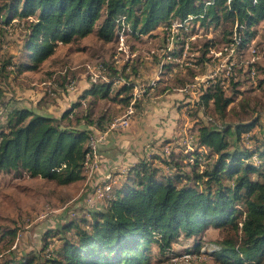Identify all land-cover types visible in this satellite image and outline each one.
<instances>
[{
	"label": "trees",
	"instance_id": "16d2710c",
	"mask_svg": "<svg viewBox=\"0 0 264 264\" xmlns=\"http://www.w3.org/2000/svg\"><path fill=\"white\" fill-rule=\"evenodd\" d=\"M122 17L135 36L151 35L160 23L171 27L190 18V22L215 29L229 23L234 30L228 33L232 37L237 34L239 39L234 37L229 42L238 48L254 40L252 29L264 21V0H1V32L9 33L6 27L18 18L17 24H22L26 36L19 62L4 63L1 72L8 68L16 74L35 70L53 56L59 41L71 43L92 32L112 42ZM248 69L252 74L254 68ZM111 74L112 81L116 76ZM74 81L68 82L66 89ZM235 81H208L196 103L198 115L202 107H212L219 120L225 121L234 103V96L227 94L229 85H240ZM90 82L84 97H111L114 82ZM122 92L127 94L123 103L129 106L134 98L132 87L124 84L115 96ZM2 100L0 89V109L4 107ZM79 105L80 101L71 105L58 118L26 106L11 107L8 113L4 109L0 172H27L32 178L41 177L59 186L85 180L91 135L103 132L107 122L103 117L94 120L89 110L77 115ZM139 105H133L137 111ZM205 118V123L197 127L198 135L193 136V147L203 148L204 153L177 156L172 150L182 141L175 146L166 142L160 154L169 150L163 159H142L111 186L105 197L97 200L94 195V201L88 202L86 190L80 198L85 215L78 218L73 212L71 222L57 229L72 234L63 238L47 259L54 264H149L151 246H155L157 256L170 260L172 246L183 236L202 237L213 227L223 236L212 256L227 264H264V138L252 132L259 120L255 117L220 125L211 117ZM250 138L252 146L245 145ZM186 160L190 162L184 163ZM101 186L105 184L101 182L93 192ZM195 249L200 252L201 243ZM32 259L19 264H35Z\"/></svg>",
	"mask_w": 264,
	"mask_h": 264
},
{
	"label": "rangeland",
	"instance_id": "374dc122",
	"mask_svg": "<svg viewBox=\"0 0 264 264\" xmlns=\"http://www.w3.org/2000/svg\"><path fill=\"white\" fill-rule=\"evenodd\" d=\"M17 21L18 18L12 22L11 27H6L10 34L0 30V89L3 93L1 102L4 106L0 109V127L6 117L4 109L8 113L11 107L26 106L36 112L58 118L64 111L69 110L71 105L78 104V101L80 105L77 115H82L89 110L94 115V120L103 117L106 122H112L125 116L131 110L132 103H136L133 101L126 107L122 100L127 96L126 92L115 96L120 87L128 84L132 87L133 94L139 97L144 90H148L153 78L154 80L161 78L163 88L180 87L182 92L190 98L189 101H193L189 104L192 108L188 109L187 115L190 118L189 123L193 121L195 123L189 125L188 130L183 133V143L181 142L180 146H175L172 150L175 155L190 156L192 153H204L203 148L196 149L193 143L192 150L189 149L187 140L189 137L191 139L198 135L197 127L205 123L203 119L206 116L217 120L220 125L223 122L252 121L257 117L259 123L252 132L258 138H264V21L252 29L256 34L254 40L245 47L239 44L234 53L230 48V45L234 44L229 41L238 37L237 34L232 37L233 35L228 33L234 30V26L229 23H222L215 29L213 26H202L199 22H190L187 30L180 27L176 29L177 26L173 28L177 23L172 24V27L160 23L151 35L144 36H135L130 32L129 27L122 29L118 26L115 30L116 38L112 42L100 39L96 32L67 44L59 41L53 56L37 69L16 74L8 68L2 74L3 64L9 61H12L13 65L18 63L23 49L26 36H24L22 24L18 26ZM230 62L236 63L235 82H240V85L236 88L233 84L229 85L227 94L234 96V103L227 111L226 120H219L220 117L213 113L212 107L206 110L202 107L198 115L196 103L200 102L201 90L207 87L208 81L214 80L212 76L216 71L220 70L219 79L216 81L222 80L223 65ZM103 63L107 68V79H99L98 83L114 82L113 93L108 99H98L90 95L91 97L85 100L87 97H84V94L91 88L92 72L95 73L94 69ZM248 66L253 67L257 72L255 78L249 74ZM169 68H176V77L173 81L166 80L163 77L164 74H159L160 70L167 71ZM111 72L116 76L112 81ZM139 72L145 74L147 79L139 78ZM193 74L199 80H196ZM119 79L122 80L121 83H118ZM71 80H75L74 93L68 92L69 88L66 89V85ZM86 83L90 85L87 86ZM184 84L187 85L184 86ZM192 85L196 88L193 89ZM132 108L133 120L138 111L134 106ZM201 114L205 115L204 118ZM207 120L205 118V121ZM87 129L93 131L91 127ZM252 140L250 138L244 144L252 146ZM168 150L166 148L164 151L166 155ZM162 151L163 148L160 153ZM165 154L161 156L162 159L166 156ZM101 156L86 164L83 171V175L87 177L85 180L66 186H59L56 182L41 177L32 178L27 172H11L10 174L0 172V264L14 262L19 264L23 260L32 258H35V264H54L47 259V255L50 256V251L52 252L55 247L58 249L63 238L72 234L60 232L57 229L61 228L62 224L71 222V216L74 213L79 216L78 218H83L86 209L82 208L84 204L80 206V198L84 196L86 190L87 200L91 202L96 198L93 188L98 184L101 182L105 186L115 184L113 175L117 172L108 173L111 169L110 164ZM206 157L209 158L208 154H205L204 158ZM189 162L190 160H186L184 163ZM94 163H99L101 171L103 169L107 171L101 172L100 176L103 178L96 177L98 169H94ZM127 168H122V172L120 171L118 175L121 176L130 169L126 170ZM91 177L94 178V182L91 181ZM104 187L101 186L100 190ZM106 192L100 191V197H105ZM222 236L221 231L213 227L209 228L202 237L183 236L172 246L171 253L174 255L170 256V260L157 256V247L151 246L152 257L149 264H227L219 261L216 256H212ZM198 243H201L202 247L200 252L195 249ZM47 244L49 247L45 249ZM188 254L192 255V259L185 258Z\"/></svg>",
	"mask_w": 264,
	"mask_h": 264
},
{
	"label": "crops",
	"instance_id": "0c3cea01",
	"mask_svg": "<svg viewBox=\"0 0 264 264\" xmlns=\"http://www.w3.org/2000/svg\"><path fill=\"white\" fill-rule=\"evenodd\" d=\"M179 55L181 56L182 53ZM175 70L176 68H169L167 71L160 70L159 74H164L163 77L166 80L173 81L176 77ZM138 74L142 80L147 79L145 74L141 72ZM197 78L195 76V79ZM160 81L161 78L157 80L153 78L148 90H144V93L139 94V97H136L132 92L134 97L132 102L136 100L135 105L140 104L137 115L127 129L109 133L106 142L100 147L102 159L104 158L111 167L108 173L115 174L117 172L113 175L117 181L125 176V172L121 176L118 175L123 170L122 168L131 169L139 164L142 159L162 156L160 151L166 142L172 143L170 145L174 146L179 144L182 141V136H184L183 133L188 130L189 125H192L191 122V124L189 123L190 118L187 112L189 108H192L189 104L193 101H189L190 98L182 92L180 87L163 88V82ZM89 85L88 83L87 86ZM74 96L77 97L76 94ZM89 97L91 96H87L85 100ZM134 108L137 110L135 106ZM91 156V160L99 158L98 149ZM99 170L96 172L98 173L96 177L101 179L103 176L100 175L104 169Z\"/></svg>",
	"mask_w": 264,
	"mask_h": 264
},
{
	"label": "built area",
	"instance_id": "2783aa9c",
	"mask_svg": "<svg viewBox=\"0 0 264 264\" xmlns=\"http://www.w3.org/2000/svg\"><path fill=\"white\" fill-rule=\"evenodd\" d=\"M121 27H122V21H121ZM230 48L232 49V51L234 53L237 50V45H230ZM223 68H224V70H223V72H224L223 78L226 79L227 82H231V79H234V78L237 77V72L235 71L236 63H234V62L227 63V65H223ZM94 70H95V73L92 72V75L90 77V80L92 82H95V84H96V81L98 79H103V78L107 79V74H106L107 68H106L104 63H103V65H98V67L96 69H94ZM255 75H256V72H255ZM219 76H220V70L216 71V73L212 76V78H214V80H213L214 83H216V80L219 79ZM196 80H199V79H196ZM118 83H121L120 79L118 80ZM116 85H118V84H116ZM192 87H193V89L196 88L194 85H192ZM68 88H69L68 89L69 91H74L75 90L74 84L70 85ZM134 101H136V100H134ZM133 104L134 103H132V106H133ZM132 106H131V110L133 109ZM131 110L128 111L125 114V116L119 117V119H116V120H114L112 122H107L104 125V131L101 132L98 136L93 135L94 136V146H99L100 147V144L106 140V137L108 136L107 135L108 133H110V132H118L120 130H125L131 124V121H132V111ZM192 143H193V138L190 139V137H189L188 140H187V147L189 149H191V150H192V146H191ZM87 160H91L90 156L87 157ZM94 169H98L99 170V163H94ZM116 183H117V180L115 179V184ZM95 196L97 197V199H101V197H100V188L96 191Z\"/></svg>",
	"mask_w": 264,
	"mask_h": 264
},
{
	"label": "bare ground",
	"instance_id": "6f19581e",
	"mask_svg": "<svg viewBox=\"0 0 264 264\" xmlns=\"http://www.w3.org/2000/svg\"><path fill=\"white\" fill-rule=\"evenodd\" d=\"M192 19L190 18L189 20H187L186 22H184V23H178V24H176L175 26H173V28H175L176 26V29L177 28H184L185 30H187V28H188V23H190V21H191ZM121 21H122V29H128V26H126V23H125V17H122V19H121ZM172 27V26H171ZM189 29H190V27H189ZM171 31H172V29H171ZM183 31V30H182ZM181 31V32H182ZM189 31V30H188ZM187 31V32H188ZM174 32V31H173ZM189 33V32H188ZM184 41V40H183ZM189 41V40H188ZM180 44V43H179ZM186 48V47H185ZM184 52V51H183ZM187 56V55H186ZM174 60V59H173ZM189 66V65H188ZM253 72H252V76H254L253 78H255V71H254V69L252 70ZM98 81H99V79L96 81V84H98ZM92 83H94L95 84V82H92ZM211 120V119H210ZM90 147H91V149H92V152L90 153V154H88L87 156H90V159H91V154L92 153H95L96 151H97V149H98V146H94V137H92L91 138V140H90ZM90 160H88V162H89ZM111 189V186L110 185H106L103 189H101L100 191H102V190H104V191H109ZM205 250V249H204ZM216 250H218V247H217V249H215V251ZM205 253V252H204ZM185 258H187V259H192V255H190V254H188V255H186L185 256Z\"/></svg>",
	"mask_w": 264,
	"mask_h": 264
}]
</instances>
